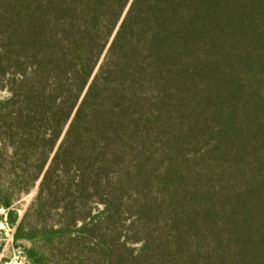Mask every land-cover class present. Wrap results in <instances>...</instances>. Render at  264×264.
Wrapping results in <instances>:
<instances>
[{
	"label": "trees",
	"instance_id": "obj_1",
	"mask_svg": "<svg viewBox=\"0 0 264 264\" xmlns=\"http://www.w3.org/2000/svg\"><path fill=\"white\" fill-rule=\"evenodd\" d=\"M0 208L33 264H264V0H0Z\"/></svg>",
	"mask_w": 264,
	"mask_h": 264
},
{
	"label": "rangeland",
	"instance_id": "obj_2",
	"mask_svg": "<svg viewBox=\"0 0 264 264\" xmlns=\"http://www.w3.org/2000/svg\"><path fill=\"white\" fill-rule=\"evenodd\" d=\"M35 191L25 196L18 205V212L20 216L23 215L29 202L33 198ZM0 229L3 235L0 238V264H33L28 258L24 256V249L15 246L14 234L15 229L10 227L7 223V212L0 208ZM18 246H29L25 241L18 243Z\"/></svg>",
	"mask_w": 264,
	"mask_h": 264
}]
</instances>
